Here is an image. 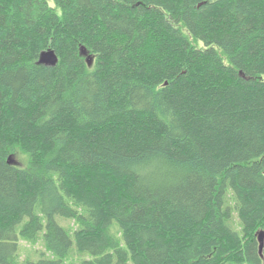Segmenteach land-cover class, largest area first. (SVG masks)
Returning a JSON list of instances; mask_svg holds the SVG:
<instances>
[{
    "label": "trees",
    "instance_id": "obj_1",
    "mask_svg": "<svg viewBox=\"0 0 264 264\" xmlns=\"http://www.w3.org/2000/svg\"><path fill=\"white\" fill-rule=\"evenodd\" d=\"M52 2L0 0V264H264V0Z\"/></svg>",
    "mask_w": 264,
    "mask_h": 264
},
{
    "label": "rangeland",
    "instance_id": "obj_2",
    "mask_svg": "<svg viewBox=\"0 0 264 264\" xmlns=\"http://www.w3.org/2000/svg\"><path fill=\"white\" fill-rule=\"evenodd\" d=\"M48 2L51 6H53L52 0H48ZM199 44L201 45V43ZM11 157L14 161V164H19L20 167L26 166L25 157L20 152H17L15 156H11ZM57 222L63 227H66V226L73 227V221H65L63 219L57 218ZM232 226L236 231L238 232L240 231L239 220L236 214H234L233 216ZM40 234H41L40 237H42V233ZM42 253H45L47 258L55 257L53 253L45 250V247L43 246V243H42V239H38L35 243L26 242L24 240L20 241L19 260H18L19 264H21L22 260L26 258H31V259L36 260V258L37 257L39 258ZM84 256L85 258H89V255H84ZM79 258L80 256L73 254L67 260H78Z\"/></svg>",
    "mask_w": 264,
    "mask_h": 264
},
{
    "label": "water",
    "instance_id": "obj_3",
    "mask_svg": "<svg viewBox=\"0 0 264 264\" xmlns=\"http://www.w3.org/2000/svg\"><path fill=\"white\" fill-rule=\"evenodd\" d=\"M80 54L83 57H86L87 63L90 65L92 59H91L90 56H88V53H87V51H86V49L84 47H81L80 48ZM57 61H58V59H57V56H56L54 50L48 49V50L43 51L40 54L38 63L39 64H44L46 66H54V65H56ZM8 161L11 164L14 163L12 157H9V160ZM263 237H264V233L263 232H260L259 235H258L260 251H261L262 245H263Z\"/></svg>",
    "mask_w": 264,
    "mask_h": 264
}]
</instances>
